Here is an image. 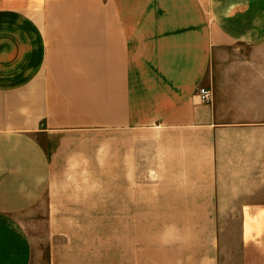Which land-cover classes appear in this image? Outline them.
Here are the masks:
<instances>
[{"label":"crops","instance_id":"crops-1","mask_svg":"<svg viewBox=\"0 0 264 264\" xmlns=\"http://www.w3.org/2000/svg\"><path fill=\"white\" fill-rule=\"evenodd\" d=\"M80 148L126 192L30 216ZM0 264H264V0H0Z\"/></svg>","mask_w":264,"mask_h":264},{"label":"rangeland","instance_id":"rangeland-1","mask_svg":"<svg viewBox=\"0 0 264 264\" xmlns=\"http://www.w3.org/2000/svg\"><path fill=\"white\" fill-rule=\"evenodd\" d=\"M65 149L77 151L78 148ZM56 156L57 167L53 185L46 197L31 211L30 216L43 220L53 213L60 212L65 196L70 194L126 192V186L121 183L124 180V170L120 169L119 161L116 174L112 177L109 173V148H80L77 156L66 154V151L64 154L56 152ZM115 176L116 184L113 183ZM133 187L134 192L141 189L139 185ZM143 188L146 192H156L158 186L148 185ZM220 223L228 229L229 251L235 255L236 224L224 219Z\"/></svg>","mask_w":264,"mask_h":264},{"label":"built area","instance_id":"built-area-1","mask_svg":"<svg viewBox=\"0 0 264 264\" xmlns=\"http://www.w3.org/2000/svg\"><path fill=\"white\" fill-rule=\"evenodd\" d=\"M199 97L204 104H211L213 96L210 90L202 88L199 91Z\"/></svg>","mask_w":264,"mask_h":264}]
</instances>
